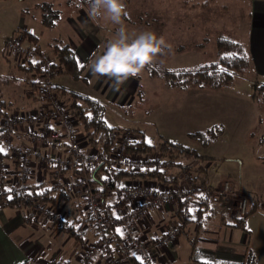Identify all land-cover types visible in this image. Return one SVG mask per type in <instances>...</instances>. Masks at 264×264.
I'll use <instances>...</instances> for the list:
<instances>
[{
    "label": "crops",
    "instance_id": "crops-1",
    "mask_svg": "<svg viewBox=\"0 0 264 264\" xmlns=\"http://www.w3.org/2000/svg\"><path fill=\"white\" fill-rule=\"evenodd\" d=\"M24 1L29 7L28 11L24 10L26 14L20 13L21 4L16 9L19 22L22 23L19 26V30L20 32H29L38 38L41 57L54 58V52L51 47V42L54 39L67 43L73 50L78 64L83 65V78L87 82V90L78 93L97 99L105 105L104 117L110 126L134 129L143 141L150 144L146 131L142 127V122L121 114L122 111L120 110L122 107L131 105L133 100H135V94L139 90V79H129L117 89L114 87L112 80L94 76L88 68L90 58L100 55L104 51L106 40L113 35L114 31L109 29L111 23L108 24L107 28L102 26L106 25L101 24L102 21L94 23L88 17L87 6L75 7L68 5V0ZM43 1L50 2L53 8L59 10L60 13L56 24L49 27L48 35H46L45 26L41 24V12L37 7ZM146 1H150L153 6L158 4V6L162 5L165 8L185 6H190L191 8L198 7V5L211 7L218 6L219 3L222 4L224 2V0ZM237 1L242 2L245 9L248 10L249 8L250 18L245 21V25L234 39V42L241 44L246 50L249 58V68L252 69L254 81L258 79L264 80V0ZM170 13L172 11H169L167 15L162 13L155 14L154 21L161 24L160 27L162 28L157 31L158 35H163L164 37L168 35V38L184 40L182 38H186V36L178 35L179 32L188 33L189 30L190 33L193 28L192 24L198 21L196 20L197 17L192 18V16L187 14L174 15ZM209 21L206 18L204 20L206 24H202V20L198 22L202 24L201 27L207 29L209 28L207 25ZM214 21L217 22L218 20ZM215 22L212 20L210 25L212 23L214 25ZM164 29H167V31H164ZM44 36L47 37V41L43 38ZM8 37L5 35L3 41L8 39ZM180 49L181 44H179L178 50ZM4 55L8 62L9 72L12 71L14 76L16 73L19 75L18 77L15 76L18 82L0 81V99L4 102V108L7 112L16 109L32 114L42 104V100L36 91L30 90L32 89L30 83L35 75L26 74L20 68L23 67V63H20L22 65L19 66L16 63L14 64L13 56ZM199 64L168 69L192 68ZM64 81L67 84L66 79ZM52 83L53 85L73 90L63 83H55L53 79ZM165 84L172 87L166 82ZM199 88L204 89L206 87ZM108 105L110 107L113 105L114 107L109 110ZM257 106L259 107L258 104ZM258 120L261 125L260 139L263 140L264 144V114H261ZM79 127L78 130L83 138V149L85 151L95 150L94 147L86 142ZM27 128L41 134L40 127L36 124H31ZM22 132V128L14 130L15 143L30 146L35 152L29 182L44 188L45 197L47 198L46 202L48 204L55 203L57 210L66 216L67 222L63 229H56L49 220L44 218L34 223H26L23 209L15 206L0 207V264H80L81 254L84 253L85 249L90 244L98 242V238L86 218L84 190L79 184L73 183L81 172L78 173L76 171L78 169L63 168L60 176H53L51 169H46L36 154L44 150L41 144L30 141ZM162 138L164 137L160 135L159 140L162 141ZM157 144H159L158 141L153 146ZM0 146L3 147L1 143ZM0 153L2 155L0 159L5 166L7 179L12 182L16 170V161L9 152ZM50 154L52 156L60 155L63 158L66 157V145L63 144L53 152L50 151ZM201 156L208 157V155ZM208 160L203 161V164H199V167H206L204 169L205 172L201 173L205 178L206 186L216 189L223 180L230 179H222L219 184L213 183L207 170V167L211 164V161ZM140 171L142 170L134 169L130 165L119 164L115 176V186L117 188L128 184L145 186L155 189L157 192L168 193L176 182V174L174 175V180L164 181L140 175L138 174ZM92 185L101 191L104 189L99 182H93ZM232 185L236 194H247L253 197L250 200V202H254L253 211L248 213L241 223H239L241 216H235L230 213L225 200L213 201L210 192L207 194L206 200L203 198L206 192L188 196L186 201L188 206H184L186 220L182 225L177 214L178 203L181 201L177 197L164 199L158 205L149 206L141 217L132 218L134 234L144 242H154L159 238H163L170 228H179L180 232L174 239H167L162 245L154 247L153 264H243L248 246H251V249L256 251L255 264H260V259L264 258V202L260 198L259 193L244 189L241 184L234 180ZM62 189L64 191H61ZM140 201V199H126L111 190H107L104 193L102 212L111 221L110 230L115 242L123 235L122 229L120 230L116 226L114 220L126 214H131L140 205ZM249 210H251L250 205L248 206ZM241 224L242 226L244 225L246 230L239 226ZM76 228L84 232V238L78 237L77 234L74 235L73 232ZM191 238L193 239L192 241L190 240ZM104 251L105 247L99 244V250L86 264H110V259L105 256ZM120 262L121 264H140L138 258L128 255L121 257Z\"/></svg>",
    "mask_w": 264,
    "mask_h": 264
},
{
    "label": "rangeland",
    "instance_id": "rangeland-1",
    "mask_svg": "<svg viewBox=\"0 0 264 264\" xmlns=\"http://www.w3.org/2000/svg\"><path fill=\"white\" fill-rule=\"evenodd\" d=\"M20 4L22 5L20 13L26 14L24 10L28 11L29 7L24 0H0L1 82L6 80L18 82L15 76L18 77L19 75L16 73L14 76V73L8 70V62L4 55L5 40L3 41V38L5 35L9 36L8 38H16L23 33L19 30L22 23L19 22V17L16 14L17 6ZM126 4L130 15L124 19V23L130 32L151 30L157 33L162 28L160 27L161 24L154 21L155 14L167 15L169 11H172L170 14L174 15L187 14L192 18L197 17L196 20H202V24H206L204 23L206 18L210 20L207 29L201 27L202 24L197 21L192 24L193 28L190 33L189 30L188 33L179 32L178 35L186 36V38H182L184 40L168 38V35H166V40L172 46L171 50L158 56L151 63V66L159 69L164 67H188L203 62L215 61L219 56L218 43L220 41L223 43L225 41L234 42V39L245 25V21L250 18L249 8L248 10L245 9L242 2L237 0H224L218 6L205 7L198 5V7L191 8L190 6L165 8L162 5L158 6V4L153 6L150 1L146 0H126ZM212 20L213 22H215L214 20L218 21L214 25L213 23L210 25ZM101 24H106L102 26L107 28L109 22L102 21ZM43 26H45L46 35H48L50 26L44 24ZM115 27L111 24L109 29L114 31ZM164 31H167V29H164ZM43 38L46 41L48 40L45 36ZM43 41L45 40L43 39ZM21 44L28 51L25 56H13V63L18 64V66L22 65L20 63H23L22 66H24L32 59L30 56L31 51H29L30 43L21 41ZM179 44H181L180 50H178ZM47 60L54 62L55 53L54 58ZM34 61L36 60L33 58L31 63H34ZM148 71L145 68L138 77L139 90L135 94V100L131 105L122 107L120 110L122 111L121 114L142 122L148 140L151 141L150 144H156L157 141L159 144L154 146L151 152H128L126 151L128 144L137 139L139 140L141 136L134 129L119 128L115 130L117 133V147L111 152V155L117 157L121 155V152H126L127 154L125 153L122 159L118 157L119 161L130 165L134 169L137 167L136 160H143V166H140L139 170L141 168L152 170V164L148 160L153 159L155 160L153 170L170 175H177L179 165L187 162L191 164L189 170L195 176V180L199 181V178H203L201 173L205 172L206 167H199V164H203V161L206 160L194 157L183 158L175 155L173 158L166 157L159 150L161 144L159 136L161 135L169 139L170 142L194 149L198 154L208 155V161H211V164L207 167V170L213 183L219 184L225 178L230 179L232 183L234 180L241 184L244 189L259 193L264 202V144L263 140L260 139L261 125L258 123L260 115L264 114V104L260 101V97V100L257 99L256 101L251 96L255 81L252 78L253 72L249 65L242 67L229 85L222 88L206 87L200 89L194 85L169 87L162 77H152ZM30 73L32 75L37 74L33 71ZM64 79H66L67 84H65ZM53 80L55 83H63L77 92L87 90V82L83 76L73 78L68 74L60 73L56 74ZM258 81L260 80L258 79ZM60 98L69 107L68 100L65 97L60 96ZM111 107L114 106L111 105ZM111 107L108 105L109 110H111ZM75 122L79 127L80 125L76 119ZM211 128L212 130H210ZM197 131L205 134V138L208 139L206 144L203 143L202 138L198 139L190 134ZM81 139L83 140L82 135ZM145 163L151 165L148 166ZM116 164L117 162H115V167ZM253 203L252 201L249 204L251 207L250 212L253 211ZM255 254L256 251L248 246L243 264H255ZM260 264H264V258L260 259Z\"/></svg>",
    "mask_w": 264,
    "mask_h": 264
},
{
    "label": "built area",
    "instance_id": "built-area-1",
    "mask_svg": "<svg viewBox=\"0 0 264 264\" xmlns=\"http://www.w3.org/2000/svg\"><path fill=\"white\" fill-rule=\"evenodd\" d=\"M4 50L6 55L17 57L25 56L28 51L22 46L19 36L6 39ZM30 56L39 62V68L43 72L42 75L40 73L34 74L33 81L30 83L32 87L30 90L36 91L42 100V104L32 114L16 109L7 112L6 109L0 106V143L3 145L4 150L9 152L16 161L14 178L12 182H9L5 166L0 159V207L12 204V206L23 209L26 223H34L44 218L49 220L56 229H63L67 222L66 216L57 210L55 203L48 204L43 199L42 192L44 188L29 182L35 152L30 146L15 143L14 130L22 128L24 132L22 133L26 138L41 144L44 150L36 154L41 164L46 169H51L53 176H60L63 168L78 169L81 172L73 183L79 184L84 190L86 218L89 225L92 226L98 242L90 244L85 249L84 253L81 254L80 264H86L91 260L99 250V244L105 247L104 254L110 259V264H121V257L125 255L135 256L139 259L140 264H153L154 247L162 245L167 239H174L180 232L179 228H170L163 238H159L154 242H144L134 234L131 219L141 217L149 206L158 205L164 199L177 197L187 207L186 201L189 195L210 192L213 201L225 200L229 212L235 216H244L247 213L252 196L236 194L232 182L227 179L223 180L216 189L209 190L208 186L195 180V176L189 170L191 164L187 162L179 165L176 182L168 193L157 192V190L145 186H132L129 184L117 188L115 186L116 168L123 163L119 160L124 157L126 152H121V155L117 157L110 154L106 169L100 176L103 187L115 191L117 195L124 196L126 199L141 200L140 205L131 214H126L114 220L116 226L120 230L122 229L123 235L115 242L110 230L111 221L102 212L103 195L99 189L90 183L92 170L97 164L96 151H85L83 149L81 134L75 118L69 107L61 100L58 91L53 88L52 79L56 71L51 68L52 62L41 59L42 57L38 58L34 53H31ZM31 124L39 126L41 134L29 130L27 127ZM63 144L66 145V157L50 154V151L53 152ZM151 160H148V162H151L152 165L145 164L151 165L153 169L155 160ZM136 161L137 169L143 166V160L138 159ZM115 162H117L116 167ZM141 170L143 171L144 168H141ZM74 231L78 237L84 238L83 231L77 228Z\"/></svg>",
    "mask_w": 264,
    "mask_h": 264
},
{
    "label": "trees",
    "instance_id": "trees-1",
    "mask_svg": "<svg viewBox=\"0 0 264 264\" xmlns=\"http://www.w3.org/2000/svg\"><path fill=\"white\" fill-rule=\"evenodd\" d=\"M68 5L73 6H87L86 0H68ZM38 8L41 12V23L46 26H54L60 17L59 10L54 9L52 4L43 1L38 4ZM19 38L23 42H29V51L34 53L38 58L42 56L40 53V48L38 46V38L29 32H23L19 35ZM107 41V40H106ZM225 41V40H224ZM55 53V60L51 64V68L56 71V74L65 73L73 78H81L83 75V66L78 64L73 50L69 47L67 43L62 40L54 39L51 42ZM219 56L215 61L204 62L192 68H181V69H159L151 66L149 64L146 68L149 70V75L152 77H162L164 81L171 86H183L187 87L189 85H194L198 87H210V88H221L229 85L233 80L234 76L238 74L242 67L249 65V58L244 47L236 42L224 43L220 41L217 45ZM36 63L28 62L23 67H20L25 71L26 74L31 71L41 74L43 73L39 68V62ZM42 75V74H41ZM53 76V77H54ZM53 88L58 91L59 96L65 97L69 102V110L71 114L78 121L81 131L85 136L86 142L95 148L97 155V164L92 170L91 182H99L103 184L100 179L101 174L106 169V164L111 152L117 147V133L115 130L119 129L110 126L105 120V105L97 99L89 97L87 95L78 93L76 91L67 89L63 86L53 85ZM252 98L257 101L260 97V101L264 104V80L255 81L253 84ZM0 106L4 108V102L0 99ZM91 113V117H89ZM212 130V128L210 129ZM220 130V129H219ZM192 136L198 139L202 138L203 143H207L208 139L205 138L203 132L197 131L190 133ZM154 149L153 145L148 144L143 141L142 138L135 140L133 143L128 144L126 151L132 152H151ZM161 154L166 157L173 158V156H182L183 158L194 157L197 159L207 160L208 157L199 155L194 149L185 147L178 143L170 142L167 139H163L159 146ZM0 153V158H1ZM76 170V169H75ZM78 173H80L79 170ZM120 173V172H118ZM135 174V173H133ZM138 174L154 177L161 180H174L175 176L170 175L161 171L155 170H143ZM198 179V178H197ZM199 181L206 185L205 178H199ZM103 187V185H102ZM104 188V187H103ZM211 188L209 187V190ZM101 191V190H100ZM107 191L106 188L101 191L102 195ZM207 194L204 193V199L206 200ZM42 197L46 201L45 192H42ZM202 203V202H201ZM12 206V204H10ZM251 210L247 211L245 216L239 218V223H241L246 215L250 213ZM185 208L183 202L178 203L177 214L180 219L181 225L186 220L184 214ZM241 226L244 230L246 228L244 225ZM112 228V227H111ZM74 235L76 232H73ZM247 250L245 252L244 258L246 256Z\"/></svg>",
    "mask_w": 264,
    "mask_h": 264
},
{
    "label": "clouds",
    "instance_id": "clouds-1",
    "mask_svg": "<svg viewBox=\"0 0 264 264\" xmlns=\"http://www.w3.org/2000/svg\"><path fill=\"white\" fill-rule=\"evenodd\" d=\"M88 17L94 22L106 21L115 27L106 41L104 51L90 58L92 75L105 77L114 87L138 78L158 56L171 50V44L155 31H129L124 19L130 15L126 0H86Z\"/></svg>",
    "mask_w": 264,
    "mask_h": 264
},
{
    "label": "snow or ice",
    "instance_id": "snow-or-ice-1",
    "mask_svg": "<svg viewBox=\"0 0 264 264\" xmlns=\"http://www.w3.org/2000/svg\"><path fill=\"white\" fill-rule=\"evenodd\" d=\"M34 63H36L35 61H34ZM83 65H81V67H82ZM89 115V117H91V113H89L88 114ZM149 143H151V141H148ZM5 150H4V148L2 147V146H0V152H4ZM10 199H11V197H9Z\"/></svg>",
    "mask_w": 264,
    "mask_h": 264
}]
</instances>
